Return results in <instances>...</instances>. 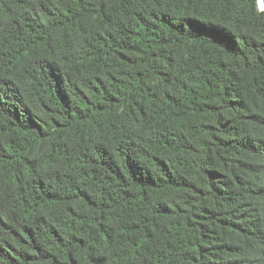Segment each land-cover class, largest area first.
I'll return each mask as SVG.
<instances>
[{
	"label": "trees",
	"instance_id": "obj_1",
	"mask_svg": "<svg viewBox=\"0 0 264 264\" xmlns=\"http://www.w3.org/2000/svg\"><path fill=\"white\" fill-rule=\"evenodd\" d=\"M0 264H264L259 0H0Z\"/></svg>",
	"mask_w": 264,
	"mask_h": 264
},
{
	"label": "water",
	"instance_id": "obj_2",
	"mask_svg": "<svg viewBox=\"0 0 264 264\" xmlns=\"http://www.w3.org/2000/svg\"><path fill=\"white\" fill-rule=\"evenodd\" d=\"M259 7L264 10V0H259Z\"/></svg>",
	"mask_w": 264,
	"mask_h": 264
}]
</instances>
